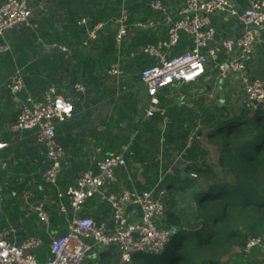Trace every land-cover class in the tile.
Masks as SVG:
<instances>
[{
  "label": "crops",
  "instance_id": "crops-1",
  "mask_svg": "<svg viewBox=\"0 0 264 264\" xmlns=\"http://www.w3.org/2000/svg\"><path fill=\"white\" fill-rule=\"evenodd\" d=\"M6 1L0 0V5ZM28 1L33 10L30 25L15 28L0 38V45L10 47L9 53L0 54V143L8 145L0 151V234L18 245L40 239L42 246L32 253L46 262L52 240L67 234L74 216L67 197L60 198L59 194L74 188L84 173H96L97 163L119 154L125 147L131 153L128 165L117 169L116 182L105 186L104 195L120 194L124 190L154 191L155 199L163 204L164 198L169 201L166 196L181 195L160 185L175 170L183 177L188 175L186 169L194 159H187V150L202 137L198 133L200 127L204 128L202 116L211 110V102L199 98L195 105V102L190 104L177 91H205L210 96L213 84L212 90L223 100L220 104L233 105L236 101L243 103L245 95L238 80H222L211 63L199 84H178L160 92L158 99L166 111V120L159 115L145 118L147 92L140 76L157 61L142 50L167 39L170 27L181 18L184 0H160L162 11L148 7L155 0H122V9L116 8L119 0ZM229 1L238 10L247 8L245 0ZM121 12L129 17V34L119 49L115 38ZM82 21L86 24L80 25ZM139 21L153 22L155 28L136 30L134 25ZM213 22L217 41L242 36L241 23L229 15H216ZM96 26H101L103 33L98 32L97 39L89 40L86 30ZM256 45L255 55L246 62V72L251 78L263 80L264 35ZM192 49V39L182 36L171 55ZM116 64L123 72L121 76L108 73ZM17 71L23 75L25 90L13 95L8 86ZM76 85H82L85 91L77 92ZM51 88L74 107L71 119L56 124V141L65 152L57 187L44 179L48 167L46 150L37 138L31 132L14 134L9 130L21 103L27 106L43 103ZM183 202L182 199L179 205L176 199L174 206L164 204L167 219L162 220L161 227L168 225L167 212L171 208L177 214L185 212ZM40 205L49 215L48 224L41 223L36 215L35 208ZM132 211H129L131 221H140V211L136 215ZM79 216L106 223L111 228L114 225L111 207L102 196L87 202ZM237 257L241 256L233 252L222 264H264L261 249L251 256L236 260ZM120 258L115 247H98L93 260L86 264H121Z\"/></svg>",
  "mask_w": 264,
  "mask_h": 264
},
{
  "label": "built area",
  "instance_id": "built-area-1",
  "mask_svg": "<svg viewBox=\"0 0 264 264\" xmlns=\"http://www.w3.org/2000/svg\"><path fill=\"white\" fill-rule=\"evenodd\" d=\"M245 2L247 8L238 10L229 0H184L181 18L170 27L167 39L156 46L147 45L142 50L144 55L157 61L156 65L143 70L140 76L147 92L145 118L152 119L159 115L166 120V111L158 99L160 92L178 84H199L211 63L217 67L218 76L222 80L234 78L239 81L245 95L243 105L251 110L263 107L264 79L247 75L246 62L252 58L256 43L264 35V0ZM148 7L154 11H162L163 3L155 0ZM219 14L229 15L241 23L240 38L216 40L213 18ZM32 17L33 10L28 0H7L0 5V38H4L7 32L15 28L29 26ZM79 24L85 25L86 21ZM134 27L140 31L152 30L155 24L139 21ZM101 29V26L88 29L87 38L97 39ZM128 34L129 17L123 12L115 38L119 49ZM182 36L192 39L193 49L180 55H171V51L180 45ZM9 52V46L0 45V54ZM108 73L111 76L123 74L119 64L111 67ZM8 90L13 95H19L25 90L20 71L11 78ZM75 90L85 91L82 85H76ZM20 107L10 131L14 134L31 132L37 138L46 150L48 167L44 179L57 187L65 152L56 141V124L71 119L74 107L69 100L58 96L55 88L48 91L43 103L32 106L21 103ZM7 147V144L0 143V151ZM129 155L130 148L125 147L119 154L105 158L97 163L96 173H84L74 188L66 194H59L60 198L67 197L74 216L68 224L67 234L52 240L50 256L46 262H41L32 253L42 246L40 239H29L18 245L0 234V264H86L93 260L94 251L98 247H115L119 251L121 264H133L135 256L162 255L171 243L173 232L160 226L166 215V208L160 200L155 199V192L124 190L120 194L104 195L105 186L116 182L117 169L127 167ZM192 177L197 176L192 174ZM162 181L163 178L160 182ZM95 196H102L110 205L114 219L112 228L106 223L79 216L87 202ZM131 209L134 215L137 210L140 211V221H131ZM35 212L41 223H49V215L43 205L36 207ZM62 212L66 213V208L62 207ZM257 248L264 254V234L249 238L235 253L248 256Z\"/></svg>",
  "mask_w": 264,
  "mask_h": 264
},
{
  "label": "trees",
  "instance_id": "trees-1",
  "mask_svg": "<svg viewBox=\"0 0 264 264\" xmlns=\"http://www.w3.org/2000/svg\"><path fill=\"white\" fill-rule=\"evenodd\" d=\"M202 117L209 134L187 150V159H194L188 175L175 170L160 185L181 193L166 196V205L183 199L185 206L183 214L167 212L171 243L162 255L135 256V264H222L249 238L264 234V105L251 110L242 102L215 104ZM209 143L215 166L206 159Z\"/></svg>",
  "mask_w": 264,
  "mask_h": 264
},
{
  "label": "rangeland",
  "instance_id": "rangeland-1",
  "mask_svg": "<svg viewBox=\"0 0 264 264\" xmlns=\"http://www.w3.org/2000/svg\"><path fill=\"white\" fill-rule=\"evenodd\" d=\"M259 45V44H258ZM258 45H256V49H257V47H258ZM261 49L263 50L262 52H261V60L264 62V48L261 46ZM255 55V54H254ZM212 80H214V77H212ZM212 87H213V84L211 85V95L209 96L208 94H207V92H205V91H198V90H196V91H194V92H185V91H183V90H181V91H177V93H180V96L181 95H184V97H183V100L185 101V102H190V104H193V102H195L194 103V105L196 104V102H198V100H201V99H199V98H204L207 102H211V107H213L214 106V104H220V103H222L223 102V100H222V98L219 96L218 97V94L215 92V91H213L212 90ZM168 90H170V89H168ZM199 95H201V97H197V96H199ZM191 97V98H190ZM225 98V97H224ZM180 99H181V97H180ZM192 101V102H191ZM239 101H236V103H235V105L236 106H238L239 107V103H238ZM240 110H242V109H240ZM167 118H168V121L170 122V119H169V117L167 116ZM204 127V126H203ZM10 128H11V125L9 126V130H10ZM205 129V127L203 128V130H202V128L200 127V130H199V134H200V132L202 133V137H203V134L204 135H207V134H209V131L208 130H206ZM207 147H209V149H210V155H211V153L213 152L214 153V149H213V146L211 145L210 146V143H209V146L207 145ZM208 156L206 159L207 160H209L208 161V164H212L213 166H215V164H216V155H211V156ZM217 170H220L219 168H216ZM187 199V198H186ZM163 202H164V204H166L167 203V200H163ZM18 223H20L19 221H18ZM256 250H258V248L257 249H254L253 251H252V253L250 254V255H248V256H251V255H253V253L256 251ZM235 252V251H234ZM237 255V254H236ZM234 257H236V256H234ZM241 257H247V256H241ZM241 257H237V258H235L236 260L238 259V258H241ZM139 263V261H136L135 260V262H133V264H135V263Z\"/></svg>",
  "mask_w": 264,
  "mask_h": 264
},
{
  "label": "water",
  "instance_id": "water-1",
  "mask_svg": "<svg viewBox=\"0 0 264 264\" xmlns=\"http://www.w3.org/2000/svg\"><path fill=\"white\" fill-rule=\"evenodd\" d=\"M166 219H167L166 216H164L163 220L165 221Z\"/></svg>",
  "mask_w": 264,
  "mask_h": 264
}]
</instances>
